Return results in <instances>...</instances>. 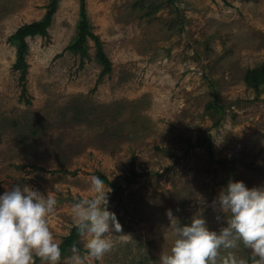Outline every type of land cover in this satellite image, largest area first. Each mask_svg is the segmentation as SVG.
Instances as JSON below:
<instances>
[{
	"label": "rangeland",
	"instance_id": "374dc122",
	"mask_svg": "<svg viewBox=\"0 0 264 264\" xmlns=\"http://www.w3.org/2000/svg\"><path fill=\"white\" fill-rule=\"evenodd\" d=\"M48 2L0 0V193L20 185L53 196L47 222L60 244L74 226L73 199L101 174L122 227L107 234L111 250L85 264H159L175 218L203 216L218 230L212 201L226 178L264 187V84L245 81L264 61V0H85L111 61L101 78L93 41L84 58L66 49L79 0H59L47 35L27 38L22 96L10 36ZM250 256L238 241L217 264Z\"/></svg>",
	"mask_w": 264,
	"mask_h": 264
},
{
	"label": "clouds",
	"instance_id": "9594fccd",
	"mask_svg": "<svg viewBox=\"0 0 264 264\" xmlns=\"http://www.w3.org/2000/svg\"><path fill=\"white\" fill-rule=\"evenodd\" d=\"M91 194L74 198L71 203L74 228L87 237L82 253L73 243L70 264H85L86 257L100 259L112 248L107 234L121 231L115 212L109 210L112 189L105 179L92 172ZM57 205L56 199L39 190L15 185L0 193V264H57L61 248L49 229L47 217ZM220 223L218 230L208 227L205 218L189 223L168 212L174 240L167 252H161L159 264H217L221 249H233L240 241L264 264V187H247L243 181L229 180L212 201ZM227 216V218H225ZM231 264H242L234 258Z\"/></svg>",
	"mask_w": 264,
	"mask_h": 264
},
{
	"label": "trees",
	"instance_id": "16d2710c",
	"mask_svg": "<svg viewBox=\"0 0 264 264\" xmlns=\"http://www.w3.org/2000/svg\"><path fill=\"white\" fill-rule=\"evenodd\" d=\"M59 0H49L45 5V13L43 17L37 21L30 23H24L19 26L15 32L10 36V41L16 48V59L13 63V69L19 72V83L21 87V94L24 96L26 92V74H27V63H26V53L28 50L27 38L34 37L36 35L46 36L47 28L51 24L53 14L57 8V3ZM175 0H166L167 3L172 4ZM88 41H93L95 47V58L97 62L102 66L99 73V78L109 73L111 70V61L107 57L103 50L102 41L92 31V27L87 18L85 0H79V18L76 23V33L74 39L66 47L67 50L74 54H78L80 57L84 58L88 55L87 45ZM245 81L249 86L258 90L260 85L264 84V61L258 68L249 69L245 75ZM101 175V174H98ZM106 182V178L101 175ZM228 182V178L226 181ZM82 234L77 232L74 226L70 229L69 233L63 238L62 242L59 244L61 248V256L70 255L72 251V244L78 243V239ZM257 257L250 256L245 264L254 262Z\"/></svg>",
	"mask_w": 264,
	"mask_h": 264
}]
</instances>
